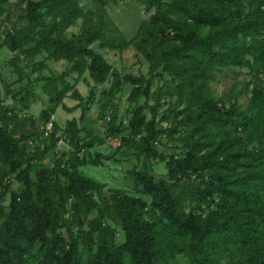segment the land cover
Wrapping results in <instances>:
<instances>
[{
    "label": "trees",
    "instance_id": "obj_1",
    "mask_svg": "<svg viewBox=\"0 0 264 264\" xmlns=\"http://www.w3.org/2000/svg\"><path fill=\"white\" fill-rule=\"evenodd\" d=\"M80 1L0 0V16L9 20L20 10L27 21L0 29V50L12 52L20 85L14 91L12 83L0 84V264H264V0H136L149 17L130 41L109 33L103 8L96 18ZM82 17L81 34L69 36ZM96 46L134 47L148 72L121 74ZM49 61L71 67L46 75ZM225 69L251 73L246 108L236 84L227 98L214 94ZM84 78L93 86L87 98L78 89ZM156 80L163 84L154 90ZM34 82L49 106L39 118H19L4 104L3 90L28 110ZM104 84L98 110L108 129L100 137L84 119ZM126 85L137 104L127 125L114 104ZM66 99L78 104L68 107ZM60 107L81 108L83 127L68 121L72 149L43 166L61 140L52 120ZM49 122L46 147L32 151L28 141L44 135L39 124ZM107 138L118 148L94 151ZM164 138L174 145L171 153L159 148ZM130 150L145 165L130 171L142 196L81 172ZM151 160L165 163L164 177L150 172Z\"/></svg>",
    "mask_w": 264,
    "mask_h": 264
},
{
    "label": "rangeland",
    "instance_id": "obj_2",
    "mask_svg": "<svg viewBox=\"0 0 264 264\" xmlns=\"http://www.w3.org/2000/svg\"><path fill=\"white\" fill-rule=\"evenodd\" d=\"M15 5L19 0H11ZM104 5L100 3H96L93 0H81L80 6L85 12H93L94 17L97 18V15L100 14L102 8L104 9L103 15L104 19L108 24L109 33L111 35H115L121 39H126L130 41L136 34L140 23L142 20L147 19L149 14L145 12L144 7L137 2L136 0H102ZM15 9V6H13ZM20 10H15L10 19H7V15L0 16V29L1 31L11 30L14 28L21 29L27 23L26 20L20 19L21 16ZM84 17L80 18L78 24L73 26L69 30V36L79 35L83 30V21ZM97 50L104 54L107 60L113 65V67L121 74H133L139 76L140 74H146L148 72V65L143 56H141L134 47H129L124 51H112L109 49H100L96 46ZM13 54L7 48H2L0 50V84L4 87L5 83H12L13 90L16 91L19 89L20 85L17 84V75L13 72L9 62L12 58ZM24 60V64L26 63L25 58L21 57ZM49 68L45 70L46 75H51L52 73H62L71 67L70 63L66 61L48 62ZM38 77L37 75L33 77V80ZM77 78V74H75L71 81L75 82ZM86 79H89V75L87 74ZM85 78L80 81L78 84L79 91L87 98L89 96L91 87L90 82ZM253 81V77L249 70L244 69L242 71L237 69L224 70L217 78V81L212 84V88L214 94L217 97H228L230 90L236 84V92L239 93L238 102L243 107L246 108L249 102L250 90L252 86L249 87L248 91H246L247 83ZM35 83V82H34ZM93 84V83H92ZM163 83L160 80L155 81L154 90L161 86ZM108 88V84H104L102 86H97L95 96H94V104L90 106V111L87 114V117L84 119L86 126L93 127V135L100 136L103 135L108 126L105 123V120L99 119V110L98 103L102 97L103 89ZM131 85H126L121 93H118L114 99V104L117 108L119 120H123L125 125L129 123V113L137 107V104H131L129 101V95L131 93ZM35 95H32L30 98V109L22 110L23 104L18 100L15 101L11 97H5V89L3 90L4 104L6 106H15L19 112V118H25L28 116H32L35 118H39L41 116V112L49 106L48 97L43 93L41 83H35L34 85ZM102 94V95H101ZM68 107H74L78 104L77 101L72 99L65 100ZM144 102L143 99L139 101V104ZM169 108V103L167 102L164 107L161 108V114L163 111ZM146 113H149V109L146 110ZM82 109L78 108L74 112L70 113L64 110L63 108H59L52 118V120L57 121L60 125L61 131L59 132L60 139L64 141L63 144H57L55 148H53L41 161L43 166H52V163L55 159L62 155L63 151H70L72 149V145L70 143L69 137L64 133V129L67 127V122L73 119L79 123V126L83 127L82 124ZM39 125H43L42 123ZM167 123L164 122L163 126H166ZM27 127L20 130L21 132H25ZM29 129V128H28ZM39 131V129H38ZM40 133V132H39ZM127 133V132H125ZM86 135V134H85ZM83 134V136H85ZM48 138H44V135L35 136L33 139L29 140L28 143L30 145L31 150H35L38 147L44 149L47 145ZM166 143V147L160 146L161 150L171 153V147L174 145L172 143H168L166 138L163 140ZM118 148V143L114 138H107L103 145L98 146L94 149V151L103 152L105 154H109L114 152ZM131 151V152H130ZM127 154H119L116 159L118 161H108L105 165L95 166V165H87L81 168V172L92 178L101 184H105L107 188L111 189H124L128 191L130 194L137 195V191L135 188V183L133 180L130 171L137 165L140 168H144L145 165L142 161H138L133 155V150H130ZM150 172H152L156 178H161L166 175V166L165 163L151 160L149 166ZM12 187L14 190L20 187V184L16 181H12ZM141 195V194H138ZM142 196V195H141ZM148 201L150 198L143 196ZM121 241V237H119Z\"/></svg>",
    "mask_w": 264,
    "mask_h": 264
},
{
    "label": "built area",
    "instance_id": "obj_3",
    "mask_svg": "<svg viewBox=\"0 0 264 264\" xmlns=\"http://www.w3.org/2000/svg\"><path fill=\"white\" fill-rule=\"evenodd\" d=\"M40 130H42L44 132V137H46V138L49 137L51 135V133L53 132V123L49 122L46 125H41ZM63 143H64V141L60 140V142L58 144L60 145Z\"/></svg>",
    "mask_w": 264,
    "mask_h": 264
}]
</instances>
